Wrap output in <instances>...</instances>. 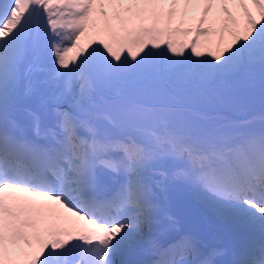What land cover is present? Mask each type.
<instances>
[{
  "label": "snow or ice",
  "instance_id": "snow-or-ice-1",
  "mask_svg": "<svg viewBox=\"0 0 264 264\" xmlns=\"http://www.w3.org/2000/svg\"><path fill=\"white\" fill-rule=\"evenodd\" d=\"M177 181L264 264V0H0V264H218Z\"/></svg>",
  "mask_w": 264,
  "mask_h": 264
},
{
  "label": "bare ground",
  "instance_id": "bare-ground-1",
  "mask_svg": "<svg viewBox=\"0 0 264 264\" xmlns=\"http://www.w3.org/2000/svg\"><path fill=\"white\" fill-rule=\"evenodd\" d=\"M161 194H162L161 199L163 201H168V202L177 201L180 203H187V202H191L192 200H201L200 197L195 193V191H193L189 186H187L186 184L180 181L175 182L168 189V191ZM205 204L206 203L203 202L202 206H204Z\"/></svg>",
  "mask_w": 264,
  "mask_h": 264
},
{
  "label": "rangeland",
  "instance_id": "rangeland-1",
  "mask_svg": "<svg viewBox=\"0 0 264 264\" xmlns=\"http://www.w3.org/2000/svg\"><path fill=\"white\" fill-rule=\"evenodd\" d=\"M201 103L204 105V106H212L213 104H214V101L211 99V98H209V99H206V100H203V101H201ZM257 113V112H256ZM173 167V165H172V163L171 162H169V164L164 168V169H166V170H170L171 168ZM161 195V197H162V194H160ZM164 204H165V202H164ZM211 218H208V222H209V224L211 225V224H214L215 223V220H214V222H213V220L211 221L210 220ZM217 226V228L219 227V225H216ZM195 227L198 229V224L197 225H195ZM196 229V230H197ZM202 229L204 230V231H207L208 230V228H207V224L204 222L203 223V226H202ZM216 230V228L214 229V231ZM198 231V230H197ZM201 231V230H200ZM214 231H212V233L214 232ZM201 233L203 234V235H206V233H204L203 231H201Z\"/></svg>",
  "mask_w": 264,
  "mask_h": 264
}]
</instances>
